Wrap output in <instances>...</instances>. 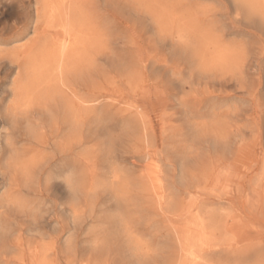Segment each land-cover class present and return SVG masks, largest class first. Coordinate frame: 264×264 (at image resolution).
<instances>
[{"label":"rangeland","instance_id":"rangeland-1","mask_svg":"<svg viewBox=\"0 0 264 264\" xmlns=\"http://www.w3.org/2000/svg\"><path fill=\"white\" fill-rule=\"evenodd\" d=\"M0 46V146L19 121L15 147L36 166L32 183L16 182L21 204L0 215L3 264H129L140 248L150 264H175V232L195 240L190 264H264V0H0ZM150 143L174 187L166 214L190 199L182 173L187 180L230 155L233 178L209 189L227 221L214 240H198L193 219L155 213V188L127 159ZM213 241L221 249L208 251Z\"/></svg>","mask_w":264,"mask_h":264},{"label":"bare ground","instance_id":"bare-ground-1","mask_svg":"<svg viewBox=\"0 0 264 264\" xmlns=\"http://www.w3.org/2000/svg\"><path fill=\"white\" fill-rule=\"evenodd\" d=\"M79 3V2H78ZM82 3V2H81ZM70 5V4H69ZM82 5V4H81ZM217 6V5H216ZM39 9V8H38ZM62 11V10H61ZM251 11H253V10H251ZM263 13V12H262ZM41 14V13H40ZM260 15V14H259ZM64 17V16H63ZM53 20V19H52ZM79 22V21H78ZM57 25V24H56ZM249 26V25H248ZM50 27H52V25H50ZM53 28V27H52ZM49 34H50V32H49ZM47 35V34H46ZM51 36V35H50ZM52 38V37H51ZM128 39V38H127ZM96 40V39H95ZM62 41V40H61ZM47 43V42H46ZM198 46H199V44H198ZM1 47V46H0ZM83 47V46H82ZM72 50V49H71ZM74 52V51H73ZM85 53V52H84ZM13 54V53H12ZM11 57V56H10ZM15 57V56H14ZM60 57V56H59ZM79 58V57H78ZM18 59V58H17ZM93 59V58H92ZM59 60V59H58ZM67 65V64H66ZM202 65V64H201ZM37 67V66H36ZM25 70V69H24ZM117 71V70H116ZM20 72V71H19ZM26 72V71H25ZM19 74H21V73H19ZM24 74V73H23ZM31 74H33V73H31ZM20 77V76H19ZM22 77V76H21ZM64 78V77H63ZM48 79V78H47ZM20 80V79H19ZM19 80L17 81V82H19ZM24 81V80H23ZM58 81V80H57ZM20 82H22V80L20 81ZM32 82V81H31ZM48 82V81H47ZM56 82V81H55ZM59 82V81H58ZM1 83V82H0ZM23 83V82H22ZM38 83V82H37ZM21 84V83H20ZM58 84V83H57ZM62 84V83H61ZM48 85V84H47ZM16 86H17V84H16ZM24 86H25V83H24ZM1 89V88H0ZM17 89H18V87H17ZM39 89V88H38ZM52 89V88H51ZM167 89V88H166ZM41 90V89H40ZM71 90V89H70ZM36 90H34V92H35ZM18 92V91H17ZM74 92V91H73ZM72 92V93H73ZM24 93V92H23ZM71 93V94H72ZM199 93V92H198ZM20 94V93H19ZM45 94V93H44ZM58 94V93H57ZM57 94H55V95H57ZM71 94H69V95H71ZM41 95V94H40ZM97 95V94H96ZM95 95V96H96ZM102 95V94H101ZM103 95H104V93H103ZM215 95V94H214ZM73 96V95H72ZM79 96V95H78ZM98 96V95H97ZM223 96V95H222ZM38 97V96H37ZM40 97V96H39ZM38 97V98H39ZM70 97V96H69ZM74 97V96H73ZM72 97V98H73ZM81 98V97H80ZM79 98V99H80ZM97 98V97H96ZM99 98V97H98ZM217 98V97H216ZM15 100H16V98H14ZM37 99V98H36ZM62 99V98H61ZM69 99V98H68ZM75 99V98H74ZM92 99V98H91ZM199 99V98H198ZM205 99V98H204ZM19 100V99H18ZM200 100V99H199ZM198 100V101H199ZM216 100V99H215ZM47 101V100H46ZM94 101H97L96 99L95 100H93V102ZM207 101V100H206ZM42 102V101H41ZM62 102H64L63 100H62ZM77 102V101H76ZM88 102V101H87ZM92 102V101H91ZM90 102V103H91ZM92 102V103H93ZM99 102H103V101H99ZM218 102V101H217ZM40 103V102H39ZM53 103V102H52ZM58 103V102H57ZM70 103V102H69ZM186 103V102H185ZM203 103V102H202ZM42 104V103H41ZM62 104H65V102L64 103H62ZM62 104L60 105H58L59 106V108H61L62 109ZM78 104V103H77ZM197 104V103H196ZM230 104V103H229ZM232 104V103H231ZM234 104V103H233ZM66 105V104H65ZM126 105V104H125ZM16 106V105H15ZM14 106V107H15ZM34 106H36V105H34ZM38 106V105H37ZM36 106V107H37ZM40 106V108L42 107L41 105H39ZM57 106V105H56ZM55 105H54V108L56 107ZM61 106V107H60ZM71 106H72V104H71ZM97 106H98V104H97ZM187 106H189V105H187ZM205 106V105H204ZM236 106V105H235ZM200 107V106H199ZM18 108H20V107H18ZM17 108V109H18ZM28 108V107H27ZM228 108V107H227ZM39 109V108H38ZM226 109V108H225ZM44 110V109H43ZM75 110H76V108H75ZM125 110V109H124ZM186 110H187V108H186ZM185 110V111H186ZM191 110V109H190ZM194 110V109H193ZM222 110V109H221ZM236 110V109H235ZM49 111V110H48ZM53 111H56L55 109L53 110ZM68 111V110H67ZM50 112V111H49ZM69 112V111H68ZM84 112V111H83ZM96 112V111H95ZM94 112V113H95ZM122 112V111H121ZM138 112V111H137ZM192 112H194V111H192ZM220 112V111H219ZM218 112V113H219ZM231 112H233V111H231ZM22 113V112H21ZM57 113H59V112H57ZM70 113V112H69ZM75 113V112H74ZM81 113H82V111H81ZM128 113V112H127ZM130 113V112H129ZM200 113V112H199ZM47 114V113H46ZM50 114V113H49ZM52 114L54 115V113L52 112ZM59 114H61V112L59 113ZM63 114H65V113H63ZM211 114H213V113H211ZM19 115V114H18ZM53 115H51V116H53ZM92 115V114H91ZM128 115V114H127ZM139 115V114H138ZM10 116V115H9ZM46 116H48V115H46ZM50 116V115H49ZM50 116V117H51ZM57 116H58V118H59V115L57 114ZM65 117H66V115H64ZM73 116H74V114H73ZM123 116V115H122ZM201 116V115H200ZM234 116V115H233ZM1 117V116H0ZM14 117V116H13ZM25 117H26V115H25ZM54 117V116H53ZM56 117V116H55ZM63 117V116H62ZM236 117V116H235ZM2 118V117H1ZM36 118V117H35ZM45 119H46V117H44ZM18 119V118H17ZM62 119V118H61ZM64 119V118H63ZM62 119V120H63ZM72 119H73V117L71 118V120H69V118H68V120L69 121H72ZM76 119V118H75ZM74 119V120H75ZM94 119H95V117H94ZM96 119H97V117H96ZM138 119H139V117H138ZM37 120V119H36ZM108 120V119H107ZM137 120V119H136ZM135 120V121H136ZM4 122V121H3ZM19 122V121H18ZM18 122H14V119H13V122L10 124V127H11V130L10 131H8V132H5V143H4V145L3 146H0V175L2 176H6L7 175V178H5L4 179V181L3 182H1V184H4L5 183V186H7L8 187V189H7V187H6V193L7 194H3L1 197H0V215H4V214H6L7 212H8V210H10V208L11 207H14L15 205L16 206H18V202H16V199H15V197H14V192H19V189H20V185H19V183H16L19 179H20V181H21V183H22V181L23 182H25V183H28V181L30 182L32 179L31 178H33L32 177V175H33V173H31L32 172V170H33V167L35 166V165H32V170L29 168V167H27L26 166V163L24 162V161H21L23 158H22V154L20 155L18 152H17V146L18 145H16L19 141H20V137H17V129H18ZM46 122V121H45ZM65 122V121H64ZM67 122V121H66ZM73 122V121H72ZM122 122V121H121ZM5 123V122H4ZM42 123H44V122H42ZM53 123V122H52ZM58 123V122H57ZM68 123V122H67ZM70 123V122H69ZM77 123V122H76ZM75 123V124H76ZM135 124V123H134ZM8 124H6V126H7ZM19 125H20V123H19ZM44 125V124H43ZM51 125V124H50ZM54 125V124H53ZM73 125L74 124H72L71 126L73 127ZM80 125V124H79ZM239 125H241V124H239ZM25 126V125H24ZM31 126H32V124H31ZM33 126H34V124H33ZM47 126H48V124H47ZM78 126V125H77ZM77 126H76V128H77ZM125 126V125H124ZM123 126V127H124ZM142 126V125H141ZM25 127H27V126H25ZM44 127V126H43ZM46 127V126H45ZM70 127V126H69ZM132 127H133V125H132ZM134 127H135V125H134ZM138 127V126H137ZM207 127V126H206ZM3 128H5V127H3ZM22 128V127H21ZM27 128H29V129H27ZM27 128H25L26 129V131L28 130L29 131V135L32 133L31 131L32 130H30L31 128H30V126L29 127H27ZM36 128V127H35ZM74 128V127H73ZM76 128H75V130H76ZM136 128V127H135ZM135 128H134V130H135ZM142 128V127H141ZM177 128H179V127H177ZM199 128V127H198ZM6 130H7V127L5 128ZM71 129V128H70ZM78 129V128H77ZM80 129V128H79ZM6 130H4V131H6ZM38 130H39V128H38ZM137 130V129H136ZM3 131V132H4ZM21 131V130H20ZM23 131V130H22ZM73 131V133L72 134H74V129L72 130ZM124 131V130H123ZM18 132H19V130H18ZM59 132V131H58ZM63 132V131H62ZM143 132V131H142ZM154 132V131H153ZM176 132H178V131H176ZM213 132V131H212ZM211 132V133H212ZM108 133V132H107ZM201 133H203V132H201ZM220 133V132H219ZM19 134H21V132L19 133ZM96 134V133H95ZM162 134V133H161ZM163 134H165V133H163ZM196 134V133H195ZM198 134V133H197ZM196 134V136H197V138H199L200 139V137H198V135ZM24 135V134H23ZM49 136V135H48ZM58 136V135H57ZM120 136V135H119ZM122 136V135H121ZM120 136V137H121ZM124 136V135H123ZM220 136V135H219ZM24 137H26V136H24ZM50 137V136H49ZM62 137H64L63 135H62ZM74 137V136H73ZM113 137H115V136H113ZM117 137V136H116ZM151 137V136H150ZM181 137V136H180ZM195 137V136H194ZM27 138V137H26ZM51 138H53V137H51ZM126 138V137H125ZM197 138H195L194 140H198ZM22 139V138H21ZM50 139V138H49ZM73 139H77V138H73ZM144 139V138H143ZM154 139H155V137H154ZM166 140H167V138H165ZM109 140V139H108ZM111 140V139H110ZM153 140V139H152ZM179 140V139H178ZM193 140V141H194ZM22 141H23V139H22ZM26 141V140H25ZM31 141V140H30ZM64 141V140H63ZM75 141V140H74ZM154 141V140H153ZM164 141V140H163ZM176 141V140H175ZM27 142V141H26ZM31 142H33V141H31ZM47 142V141H46ZM65 142V141H64ZM35 143V142H34ZM61 143H62V141H61ZM77 143V142H76ZM117 143V142H116ZM137 143V142H136ZM186 143V142H185ZM194 143L196 144V143H199V142H195L194 141ZM18 144H20V143H18ZM28 145V144H27ZM26 145V146H27ZM34 145H36V144H34ZM51 145V144H50ZM49 145V146H50ZM111 145V144H110ZM120 145V144H119ZM125 145V144H124ZM140 145V144H139ZM142 145V144H141ZM197 145V144H196ZM16 146V147H15ZM80 146V145H79ZM114 146V145H113ZM138 146V145H137ZM205 146V145H204ZM230 146H231V144H230ZM235 145H233L232 147H234ZM238 146V145H237ZM264 146V145H263ZM19 147V146H18ZM22 147V146H21ZM39 147V146H38ZM156 147H158V145H157V143H155V144H147L144 148H140V151H138L137 150V152H132L133 154L130 156V157H127V159H129L130 160V163L132 164V166L133 165H135L136 167L138 166V168H139V170H141L140 172H142V173H140V177H143V178H148L150 181H151V187H153V188H155L154 189V194H155V199H157L156 200V202H157V205L154 207V210L155 209H157V211L155 212L156 214H160V216L163 214L164 216V218H165V220L166 221H168L169 223H172V221H173V219H175V220H178V221H183V222H187L189 219H193L192 221H193V227H194V229H196V232H195V234H197V239L198 240H201V239H208V241H210V240H214L215 239V230H218V229H220V223L221 222H227L225 219H223L220 215H219V205L221 204V199L219 198V196L216 194V193H209V189H214L215 188V186L217 185L218 186V184L220 183V182H223V183H225L226 184V181L228 180H230V178H233V175H231V168H232V166H233V162H231L230 161V155H229V157H227V154H226V156L225 155H222V154H224L223 152H222V150H220L221 152H222V154H221V156H218V154L216 155V156H218L215 160H214V162H211V167H209V170L207 171V172H205V173H202V174H196V175H194V176H190V175H188V176H190V178L189 179H187V180H185V178L183 177V173H182V171H181V173L183 174H181L180 175V178L182 177V179H183V184L181 185V186H183L184 185V188L181 190V192L180 191H178V192H180V194H181V196L182 195H184L185 197H189L188 199V201L186 202V203H182V206L180 207V209H179V213H171V214H166V212H169V204L171 203L172 204V202H171V200H167V197L165 196L166 194H165V192H167V190H169L170 191V187L168 186V183H167V179H168V176H166L163 172L165 171H163V170H161L162 168H160V164H154V161H153V159H154V156H155V153L157 152V150H156ZM172 147V146H171ZM187 147V146H186ZM190 147V146H189ZM236 147V146H235ZM27 148V147H26ZM41 148V147H40ZM44 148V147H43ZM48 148V147H47ZM73 148H75V146L73 147ZM122 148V147H121ZM179 148H180V146H179ZM191 148V147H190ZM231 148V147H230ZM31 149V148H30ZM30 149H28V150H30ZM36 149V148H35ZM123 149V148H122ZM133 149H134V147H133ZM169 149H170V147H169ZM193 149H195V148H193ZM200 149V148H199ZM228 149V148H227ZM86 150V149H85ZM98 150V149H97ZM114 150L116 151V148H114ZM125 150V149H124ZM131 150V149H130ZM128 151V153L129 152H131V151ZM179 150V149H178ZM184 150V149H183ZM196 150V149H195ZM229 150V149H228ZM236 150V149H235ZM26 152H27V149L25 150ZM56 151V150H55ZM63 151H64V149H63ZM72 150H70V152H71ZM109 151V150H108ZM108 151H107V153H108ZM218 151V150H217ZM216 151V152H217ZM225 152H226V150H224ZM70 152H69V154H70ZM82 152V151H81ZM86 152V151H85ZM97 152V151H96ZM122 151H120V153H121ZM174 152V151H173ZM182 152V151H181ZM181 152H180V154H181ZM219 152V151H218ZM60 153V152H59ZM68 153V152H67ZM66 153V154H67ZM72 153V152H71ZM119 153V154H120ZM123 154H124V152H122ZM166 153V152H165ZM164 153V154H165ZM184 153V152H183ZM226 153H228V152H226ZM58 154V153H57ZM73 154V153H72ZM81 154V153H80ZM89 154V153H88ZM122 154V155H123ZM170 154H171V152H170ZM179 154V155H180ZM24 155V154H23ZM28 155V154H27ZM62 155H64V154H62ZM75 155V154H74ZM124 155H126V154H124ZM166 155H169V154H166ZM171 155H173V154H171ZM184 155V154H183ZM214 155V154H213ZM69 156V155H68ZM71 156V155H70ZM69 156V157H70ZM96 156H97V154H96ZM101 156V155H100ZM114 156H116V155H114ZM113 156V157H114ZM121 156V155H120ZM119 156V157H120ZM165 156V155H164ZM233 156V155H232ZM52 157H55V155H53ZM52 157H51V159H52ZM61 157H63V156H61ZM65 157V156H64ZM73 157V156H72ZM99 157V156H98ZM103 157V156H102ZM113 157H110V158H112L113 159ZM166 158H167V156H165ZM165 157H164V159H165ZM179 157V156H178ZM182 157V156H181ZM255 157V156H254ZM95 158V157H94ZM105 158H107V156H105ZM105 158H101V161H102V159H105ZM124 158V157H123ZM184 158V157H183ZM183 158L181 159V161L183 160ZM29 159H30V157L27 159V158H25L24 160L26 161V160H28V163H27V165L28 164H30L29 163ZM73 159V158H72ZM107 159H109V158H107ZM119 159H121V158H119ZM125 159V158H124ZM77 160V159H76ZM100 160V159H99ZM165 160H167V159H165ZM170 160H171V158H170ZM47 161V160H46ZM71 161V160H70ZM74 161V160H73ZM98 161V160H97ZM175 161V160H174ZM205 160H203L202 162H204ZM209 161V160H208ZM211 161V160H210ZM57 162V161H56ZM107 162L109 163V160H107ZM129 162V161H128ZM201 162V161H200ZM199 162V163H200ZM206 163H207V160L205 161ZM36 162H34V164H35ZM45 163V162H44ZM47 163V162H46ZM45 163V164H46ZM99 163H101V162H99ZM111 163V162H110ZM122 163H124V162H122ZM122 163H121V165H122ZM150 163H153L152 164V166H153V169H151V170H149V171H147L148 170V168H149V165H150ZM182 163V162H181ZM197 163V162H196ZM33 164V163H32ZM38 163H36V165H37ZM76 164V163H75ZM102 164H103V161H102ZM126 164V163H125ZM164 164V163H163ZM209 164V163H208ZM93 165V164H92ZM120 165V164H119ZM198 165V164H197ZM50 166H51V164H50ZM101 166V165H100ZM208 166V165H207ZM236 166V165H235ZM234 166V167H235ZM36 167V166H35ZM46 167V166H45ZM75 167V166H74ZM127 167H129V166H127ZM166 167V166H165ZM204 167V166H203ZM237 167V166H236ZM130 168V167H129ZM164 168V167H163ZM192 168V167H191ZM207 168V167H206ZM37 169V168H36ZM35 169V170H36ZM131 169V168H130ZM135 169V168H134ZM166 169H167V167H166ZM100 170V169H99ZM98 170V171H99ZM138 170V169H137ZM168 170H170V169H168ZM184 170H185V167H184ZM75 171V170H74ZM97 171V170H96ZM133 170L131 169V172H132ZM134 171H136V170H134ZM203 171V170H202ZM33 172H34V170H33ZM92 172H94V171H92ZM148 172H149V174H148ZM172 172V171H171ZM95 173V172H94ZM102 173V172H101ZM170 172L168 171V174H169ZM95 174H97V173H95ZM186 174V173H185ZM170 176H171V174H169ZM3 176H2V178H3ZM39 176V175H38ZM68 176H70V175H68ZM93 176V175H92ZM99 176V175H98ZM185 176V175H184ZM188 176H186V178L188 177ZM118 178V177H117ZM120 178V177H119ZM167 178V179H166ZM170 178V177H169ZM34 179V178H33ZM140 179V178H139ZM43 180V179H42ZM184 180L186 181V182H184ZM20 181H18V182H20ZM180 181H182L181 179H180ZM31 183H32V181H31ZM41 183H42V181H41ZM28 184H30V183H28ZM27 184V185H28ZM48 184V183H47ZM74 184V183H73ZM108 183H106L105 185H107ZM126 184V183H125ZM109 185V184H108ZM103 186V185H102ZM140 186V185H139ZM167 186H168V188H167ZM40 187V186H39ZM38 187V188H39ZM97 187H99V186H97ZM147 187V186H146ZM172 187V186H171ZM27 188H29L28 186H27ZM47 188V187H46ZM101 188V187H100ZM105 188H107V186L105 187ZM125 188V187H124ZM147 189V188H146ZM173 189H174V187H173ZM173 189H172V191H173ZM45 191H46V189H44ZM138 190V189H137ZM139 190H141V189H139ZM138 190V191H139ZM148 190V189H147ZM23 191V190H22ZM28 191H30V188L28 189ZM40 191V190H39ZM39 191H38V193H39ZM48 191V190H47ZM46 191V192H47ZM102 191V190H101ZM118 191V190H117ZM150 191V190H149ZM172 191H170L171 193H173ZM2 192V191H1ZM21 192V191H20ZM19 192V193H20ZM25 192H26V190H25ZM45 192V193H46ZM32 193V192H31ZM35 193V192H34ZM37 193V194H38ZM55 193V192H54ZM114 193V192H113ZM122 193V192H121ZM152 193V192H151ZM171 193H169V194H171ZM176 193V192H175ZM40 194V193H39ZM106 194V193H105ZM124 194V193H123ZM126 194V193H125ZM135 194H138V193H135ZM147 195L149 194V193H146ZM174 194V193H173ZM116 195V194H115ZM132 196H133V194H131ZM131 195H130V197H129V199H131ZM139 195V196H138ZM137 196L138 197H140L141 196V194L139 193ZM168 195V194H167ZM50 196V195H49ZM119 196V195H118ZM129 196V195H128ZM152 196H154L153 194H152ZM171 196V195H170ZM192 196V197H191ZM117 196H115V198H116ZM134 198H135V196H133ZM174 198H175V196H173ZM172 197V198H173ZM171 198V197H170ZM171 198V199H172ZM19 199V198H18ZM22 199V198H21ZM128 199V198H127ZM128 199V200H129ZM133 199V198H132ZM178 199V198H177ZM43 200V199H42ZM122 200V199H121ZM21 201V200H20ZM153 201V200H152ZM180 201V200H179ZM183 201V200H182ZM122 202V201H121ZM120 202V203H121ZM125 202H126V200H125ZM125 202H122V203H125ZM129 202V201H128ZM155 202V201H154ZM20 203V202H19ZM132 203H133V201H132ZM132 203H131V205H132ZM21 204V203H20ZM109 204V203H108ZM126 204V203H125ZM124 204V205H125ZM137 204V203H136ZM138 205V204H137ZM22 206V205H21ZM27 206V205H26ZM20 207V206H19ZM76 207V206H75ZM78 208V207H77ZM113 208V207H112ZM76 209V208H75ZM148 209V208H147ZM146 209V210H147ZM22 210V209H21ZM62 210V209H61ZM80 210V209H79ZM149 210V209H148ZM147 210V211H148ZM159 210H161V211H159ZM194 210H196V211H194ZM33 211V210H32ZM83 211V210H82ZM178 210H176V212H177ZM36 212V211H35ZM57 212V211H56ZM87 212V211H86ZM154 212V211H153ZM71 213V212H70ZM59 215V214H58ZM113 215V214H112ZM117 215V214H116ZM170 215V216H169ZM57 216V215H56ZM73 216V215H72ZM58 217V219H59V216H57ZM77 218V217H76ZM119 218V217H118ZM131 218V217H130ZM138 218V217H137ZM126 222H127V219L125 220ZM139 221V220H138ZM118 223V222H117ZM120 223V222H119ZM91 224V223H90ZM127 224H129V221H128V223ZM4 225V224H3ZM73 225V224H72ZM10 226V225H9ZM4 227H7V225L6 226H4ZM11 227V226H10ZM10 227H8V228H10ZM124 227V226H123ZM150 227V226H149ZM171 227H173V225L171 226ZM1 228V227H0ZM4 230V229H3ZM131 230H132V228H131ZM6 231V230H5ZM120 231V230H119ZM165 231V230H164ZM126 232V231H125ZM158 232H160V230L158 231ZM33 233V232H32ZM119 233V232H118ZM173 233H174V231H173ZM0 234H2V233H0ZM71 234V233H70ZM131 234H133L132 232H131ZM174 234H176V247H177V249H178V252H179V258H177V259H179V260H177V261H179V263L178 264H190L189 262H187L186 261V257L188 256V253H189V251H190V248L193 246V244H194V239L192 238V239H190L189 237H186V236H181L178 232H175ZM221 234V233H220ZM228 234V233H227ZM124 236H127L126 234L124 235ZM1 237V236H0ZM129 237V236H128ZM127 237V238H128ZM134 237V236H133ZM223 237V236H222ZM228 237H230V236H228ZM135 238V237H134ZM156 238H158V237H156ZM68 239V238H67ZM126 239V238H125ZM104 240V239H103ZM117 240V239H116ZM123 240V239H122ZM127 240V239H126ZM220 240V239H219ZM230 240V239H229ZM229 240H228V242H229ZM63 241V240H62ZM136 241V240H135ZM143 241H144V239H143ZM65 242V241H64ZM101 242V241H100ZM130 242V241H129ZM128 242V243H129ZM131 242H134V241H131ZM231 242V241H230ZM28 243V242H27ZM67 243H69V242H67ZM87 243V242H86ZM94 243V242H93ZM115 243V242H114ZM134 243H136V242H134ZM140 243V242H139ZM1 245H0V255H1V253L2 252H4L5 253V251H6V247L7 246H5L4 244H2V243H0ZM6 244V243H5ZM101 244L104 246V245H106V244H104V242L102 241L101 242ZM109 244V243H108ZM175 244L173 243V245L175 246ZM203 244H205V246L208 248V251H211V250H213L214 248L215 249H221L220 248V246L222 245V243L221 242H218V241H213V242H206V243H203ZM97 245V244H96ZM96 245H95V248H96ZM110 245V244H109ZM130 245V244H129ZM129 245H127L128 247H129ZM91 246V245H90ZM126 246V245H125ZM131 246H133L132 244H131ZM130 246V247H131ZM172 245L170 244V247H171ZM204 246V245H203ZM109 247V246H108ZM128 247H126L128 250H129V248ZM134 247V246H133ZM132 247V248H133ZM139 247V246H138ZM137 247V248H138ZM144 247V246H143ZM169 247V248H170ZM114 248V247H113ZM118 248V247H117ZM145 248V247H144ZM172 248V247H171ZM204 248V247H203ZM96 249H98V247L96 248ZM131 249V248H130ZM139 249V248H138ZM49 250V249H48ZM104 250V249H103ZM103 250H101V252L103 251ZM113 250V249H112ZM111 250V251H112ZM124 250V249H123ZM131 250H133V249H131ZM144 250V249H143ZM171 250V249H170ZM228 250V249H227ZM100 251V250H99ZM107 251H108V249H107ZM106 251V253H108ZM114 251V250H113ZM135 251V250H134ZM100 252V254L102 255L103 253H101ZM133 252V251H132ZM177 252V251H176ZM73 253V252H72ZM98 253V252H97ZM128 253H130V252H128ZM209 253V252H208ZM60 254V253H59ZM92 254V253H91ZM96 254V253H95ZM94 254V255H95ZM104 254H105V252H104ZM121 254V253H120ZM120 254H118V255H120ZM135 254V258H132V257H130L131 258V260L130 261H126L127 263H129V264H135V262H136V264H150V262L149 261H147V260H149V258H150V256H148L149 258H146L147 256H145L144 257V259H143V255H145V251H141V248H140V251H138V253H136V251L135 252H133V255ZM174 254V253H173ZM178 254V253H177ZM216 254V253H215ZM6 255V254H5ZM121 255H126V254H124V251H123V254H121ZM121 255H120V257H121ZM139 256V258L138 257H136V256ZM142 255V256H141ZM204 255V254H203ZM217 255V254H216ZM4 256V255H3ZM97 256V255H96ZM95 256V257H96ZM112 256H113V258H114V255L112 254ZM131 256V255H130ZM100 256H98V258H99ZM105 257H107V256H103V258L106 260V258ZM123 257V256H122ZM122 257H121V259H122ZM142 257V259L140 260V258ZM172 257V256H171ZM173 257H175V256H173ZM89 258H93V255H91V257H89ZM87 259V260H91V259ZM108 258V257H107ZM111 258V257H110ZM118 258V257H117ZM155 258V257H154ZM153 258V259H154ZM195 258H197L196 260H195ZM119 259V258H118ZM123 259H124V257H123ZM5 260V259H4ZM3 260V261H4ZM7 260V259H6ZM87 260H86V262L85 263H87ZM95 260H97V259H95ZM103 259L101 258L100 260H97V261H99L98 263H101V261H102ZM108 260V259H107ZM155 260H156V258L154 259V262H155ZM175 260V259H174ZM189 260V259H188ZM2 261V262H3ZM58 261V260H57ZM97 261L94 263H92V264H96L97 263ZM153 261V260H152ZM177 261L175 262V264H177ZM194 261H197V262H194V263H200L201 261V263H204L203 261H205V260H203L202 259V257L200 256V259L198 258V257H195L194 256ZM0 262H1V259H0ZM1 262V263H2ZM103 262V261H102ZM114 262H116V261H114ZM122 262V261H121ZM171 262V261H170ZM7 263V262H6ZM5 263V264H6ZM89 263V262H88ZM87 263V264H88ZM97 263V264H98ZM123 263V262H122ZM125 263V262H124ZM3 264V263H2ZM40 264V263H39ZM91 264V263H90ZM116 264V263H115ZM152 264V263H151ZM173 264V263H172Z\"/></svg>","mask_w":264,"mask_h":264}]
</instances>
